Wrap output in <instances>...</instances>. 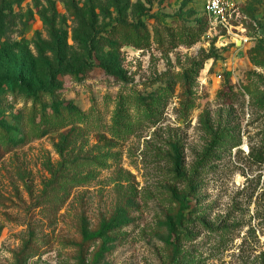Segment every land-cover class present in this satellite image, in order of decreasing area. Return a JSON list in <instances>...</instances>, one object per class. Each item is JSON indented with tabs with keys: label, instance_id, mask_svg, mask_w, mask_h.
Here are the masks:
<instances>
[{
	"label": "rangeland",
	"instance_id": "1",
	"mask_svg": "<svg viewBox=\"0 0 264 264\" xmlns=\"http://www.w3.org/2000/svg\"><path fill=\"white\" fill-rule=\"evenodd\" d=\"M239 1L226 30L202 0H0V264H264V0Z\"/></svg>",
	"mask_w": 264,
	"mask_h": 264
},
{
	"label": "built area",
	"instance_id": "2",
	"mask_svg": "<svg viewBox=\"0 0 264 264\" xmlns=\"http://www.w3.org/2000/svg\"><path fill=\"white\" fill-rule=\"evenodd\" d=\"M205 14L216 27L232 30L242 18L239 0H202Z\"/></svg>",
	"mask_w": 264,
	"mask_h": 264
},
{
	"label": "trees",
	"instance_id": "3",
	"mask_svg": "<svg viewBox=\"0 0 264 264\" xmlns=\"http://www.w3.org/2000/svg\"><path fill=\"white\" fill-rule=\"evenodd\" d=\"M137 32V31H136ZM137 35V34H136ZM136 40V39H135ZM262 105H263V103H262ZM119 113H120V110H119ZM121 114V113H120ZM118 115L119 114H117V121H118ZM237 145H234V147H236ZM261 160H264V158L262 157L261 158ZM263 188V190H262V192L260 193V195L258 196V198H257V202H260V201H264V187H262Z\"/></svg>",
	"mask_w": 264,
	"mask_h": 264
}]
</instances>
